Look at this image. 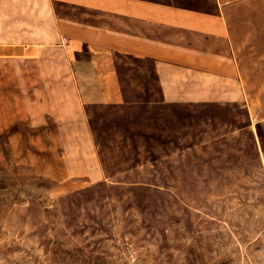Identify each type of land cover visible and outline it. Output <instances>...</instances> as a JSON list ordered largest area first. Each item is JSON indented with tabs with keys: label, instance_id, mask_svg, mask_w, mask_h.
<instances>
[{
	"label": "rangeland",
	"instance_id": "1",
	"mask_svg": "<svg viewBox=\"0 0 264 264\" xmlns=\"http://www.w3.org/2000/svg\"><path fill=\"white\" fill-rule=\"evenodd\" d=\"M254 42L246 64L261 80L263 36ZM47 72L0 57V264H264V82L249 84L255 145L241 131L170 164L123 146L120 108L88 105L111 175L92 180L64 169L57 120L35 81Z\"/></svg>",
	"mask_w": 264,
	"mask_h": 264
},
{
	"label": "crops",
	"instance_id": "2",
	"mask_svg": "<svg viewBox=\"0 0 264 264\" xmlns=\"http://www.w3.org/2000/svg\"><path fill=\"white\" fill-rule=\"evenodd\" d=\"M256 36L264 0H0V57L48 68L34 78L69 178H111L88 105L120 108L123 146L151 148L141 162L170 164L241 131L255 145L249 84L264 79L244 52L258 49Z\"/></svg>",
	"mask_w": 264,
	"mask_h": 264
}]
</instances>
